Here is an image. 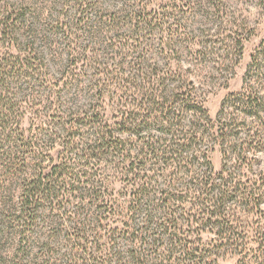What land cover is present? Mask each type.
<instances>
[{"label": "rangeland", "instance_id": "374dc122", "mask_svg": "<svg viewBox=\"0 0 264 264\" xmlns=\"http://www.w3.org/2000/svg\"><path fill=\"white\" fill-rule=\"evenodd\" d=\"M151 74H168L183 90L160 101L142 95V78L154 80ZM187 95L190 107L199 100L227 131L211 140L216 128L201 122V152L215 173L224 167L242 190L256 191L226 204L235 230L264 236L256 230L264 225V0H0V264L67 263V235L55 238L53 256L40 257L52 226L42 209L32 225L24 196L34 175L60 160L57 149L67 152V183L77 170L109 174L111 165L95 156L81 162L86 145L96 146L98 123L114 122L117 105L136 99L133 108L153 134L183 141L193 110L178 109L172 128L160 110L168 102L174 111ZM11 150L13 161L3 159ZM219 264L238 257L225 254Z\"/></svg>", "mask_w": 264, "mask_h": 264}, {"label": "trees", "instance_id": "16d2710c", "mask_svg": "<svg viewBox=\"0 0 264 264\" xmlns=\"http://www.w3.org/2000/svg\"><path fill=\"white\" fill-rule=\"evenodd\" d=\"M151 75L154 80L148 75L142 78L147 84L139 88L142 95L150 93L160 101L163 93L183 90L178 80L171 85L168 74ZM189 96L174 111L172 106L165 107L168 102L160 110L170 128L178 109L193 110L197 118L183 141L174 133L171 139L153 134L133 108L136 99L133 103L122 99L124 103L115 109V121L98 123L96 146L88 150L90 145H86L81 161L88 166L95 156L105 169L111 165L109 174L77 170L75 182L67 183L63 178L69 169L67 152L57 149L60 160L49 172L34 175L24 193L26 205L34 209L29 216L32 225L42 209L47 211L41 220L52 226L49 242L39 246L42 259L48 253L54 255L51 244L55 238L67 235L65 264H219L229 253L238 257V264H264V236L255 239L237 233L226 206L243 194L251 198L256 191L242 190L224 167L215 173L208 152H201L205 137L201 122L211 124L213 130L216 127L199 100L192 107L187 104L191 103ZM90 118L91 124L98 121V117ZM161 131L165 134V129ZM225 134L226 129L219 127L208 136L218 141L215 135L225 138ZM11 151L3 159L13 161ZM91 151L97 154L88 155ZM72 200L75 207L66 211ZM262 229L264 225L256 230ZM33 260L39 264L37 258Z\"/></svg>", "mask_w": 264, "mask_h": 264}]
</instances>
